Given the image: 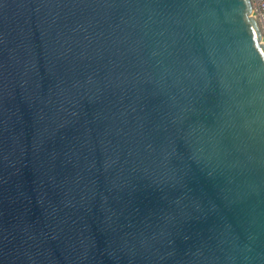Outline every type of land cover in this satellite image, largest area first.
Masks as SVG:
<instances>
[{"label":"water","instance_id":"water-1","mask_svg":"<svg viewBox=\"0 0 264 264\" xmlns=\"http://www.w3.org/2000/svg\"><path fill=\"white\" fill-rule=\"evenodd\" d=\"M0 264H264L249 0H0Z\"/></svg>","mask_w":264,"mask_h":264},{"label":"built area","instance_id":"built-area-1","mask_svg":"<svg viewBox=\"0 0 264 264\" xmlns=\"http://www.w3.org/2000/svg\"><path fill=\"white\" fill-rule=\"evenodd\" d=\"M249 1L251 4V13L258 23L261 34V40L264 43V0Z\"/></svg>","mask_w":264,"mask_h":264}]
</instances>
